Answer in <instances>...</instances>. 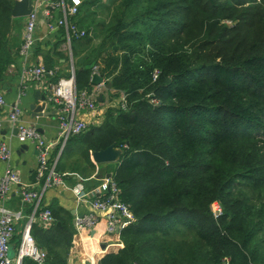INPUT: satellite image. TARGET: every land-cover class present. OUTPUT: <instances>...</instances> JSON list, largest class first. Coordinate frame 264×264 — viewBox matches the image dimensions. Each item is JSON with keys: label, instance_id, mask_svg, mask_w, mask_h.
<instances>
[{"label": "trees", "instance_id": "1", "mask_svg": "<svg viewBox=\"0 0 264 264\" xmlns=\"http://www.w3.org/2000/svg\"><path fill=\"white\" fill-rule=\"evenodd\" d=\"M100 1L83 0L76 17L88 32L72 40L76 85L90 90L99 64L112 84L101 102L113 90L112 101L126 94L129 105L108 108L102 125L69 140L89 159L113 143L122 149L112 176L137 219L98 264H264V0ZM14 4L0 0V78L13 61ZM100 4L113 7L108 18L92 10ZM92 31L100 43L81 56ZM56 37L58 48L64 31ZM120 49L130 52L110 57ZM51 210L56 222L32 233L44 264H69L74 225Z\"/></svg>", "mask_w": 264, "mask_h": 264}, {"label": "built area", "instance_id": "2", "mask_svg": "<svg viewBox=\"0 0 264 264\" xmlns=\"http://www.w3.org/2000/svg\"><path fill=\"white\" fill-rule=\"evenodd\" d=\"M16 1V0H15ZM21 1V0H18ZM32 12L26 17L23 41L19 49L21 69L24 79L33 80L44 84L46 87L47 103L54 104L58 118V132L55 139H46L37 126L26 124L22 120V110L15 105L5 116L0 118V132L6 124H11L17 129L18 137L22 141H32L36 144L39 165L37 169V183L44 180L43 191L51 187L69 188L64 176L58 170V162L67 141L76 135L88 131L89 124L80 118L84 111L97 109L98 97L106 89V81L94 85L90 90H78L74 69L69 78H60L55 83H47L46 78L54 77L56 69L47 66L43 62L29 60L39 40H44L51 35L58 34L62 30L68 44L73 39L83 38L87 30L81 28L76 21L80 13L83 0H32ZM91 34V33H89ZM100 65L93 66V75L101 74ZM159 71L154 72L156 80ZM152 104H158L159 100L152 95ZM119 105L127 109L129 102L126 94L120 98ZM0 105H6L5 97L0 93ZM58 152L54 157V151ZM0 159L6 163V169L0 179V264H22L26 257L32 258L38 264H44L46 251L38 247L32 233L35 223L41 227L50 228L56 219L48 207H42V191L35 189L34 184L24 183L12 163V150L10 145L3 141L0 144ZM13 186H20L19 194L25 204L33 207L31 215L23 231L17 256L11 257L13 239L18 223L24 219L22 210H13L7 207V196ZM78 205L88 206L87 213L76 216V235L80 238L84 234L95 232L99 224L105 222V233L108 236H116L117 242L111 239L104 241L106 248L115 245H124L121 239L122 231L136 221V216L130 205L124 202L120 195L117 182L107 177L97 190H87L83 184H77L72 188ZM103 197L98 192H105ZM214 211L221 213L219 203H214Z\"/></svg>", "mask_w": 264, "mask_h": 264}, {"label": "crops", "instance_id": "3", "mask_svg": "<svg viewBox=\"0 0 264 264\" xmlns=\"http://www.w3.org/2000/svg\"><path fill=\"white\" fill-rule=\"evenodd\" d=\"M25 21L26 18H20V21L14 27L10 37V48L13 54V61L3 71L0 78V93L4 95L6 100V105H0V118L5 116L15 105H18L22 110L21 117L24 123L37 126L46 139H55L58 132V118L55 105L47 104V107L43 112L44 114L40 113L37 116L33 115L30 108L33 104L40 105L42 103L39 97L46 94V86L44 84H40L32 78L24 79L23 77L21 60L18 53L23 41ZM58 34L51 35L44 40H39L32 52V55L29 57V60L31 61L38 63L43 62L47 66L56 69V73L53 78H46L45 81H47V83H55L60 78H69L72 75L73 69L76 74L75 63L73 62V53H71V55L67 54L68 43L66 38L58 48H55V45L52 44L56 43V36ZM61 53L64 55H61ZM50 58H53L55 61L52 66L46 63V60ZM39 91H41L42 94L39 93ZM113 92L114 91L112 90L110 93H105V102H100V104L98 103L95 111H84L80 113V118L88 122L89 127L90 124L96 125L104 119V107H118L117 102L114 100L112 101L110 98L111 93ZM100 95H102V92ZM3 141H6L11 147L12 163L16 171L21 176L22 182L32 183L34 184L35 189H40V191L43 192L42 207H48L50 209L54 208L57 214L65 218L70 217L69 219L72 220L75 234L73 236V245L69 251V264H98L101 257L105 253L117 251L124 246H110L109 248H106V250L102 248L104 241H110L111 239L112 242H117L118 240L116 236H108L104 234L106 227L104 221L99 224L95 232H88L84 234L82 238L75 236L76 225L74 224V220L76 219V216L87 213L90 208L88 206L77 204L72 188L77 184H83L87 190H97L107 177L111 176V178H113L112 170L116 168L113 163H95L92 158V151L89 159L85 156V154L81 155L79 153L80 151L77 149L78 147L84 149L81 144L69 140L66 145L68 146L71 144L69 146L71 154L66 152V154L63 155L60 172L68 183L69 188L51 187L43 191L45 181L42 180L36 184V174L39 165L36 144L29 140L22 141L18 137L16 128H12L11 124H6L4 129L0 132V144ZM5 169L6 163L0 159V179L3 176ZM19 188L20 186L12 187L10 194L7 196L6 204L10 209L22 210L25 215L24 219L17 225L15 239L17 236L22 237L28 217L33 211L32 205L25 204L22 201L19 194ZM100 194L104 197L106 195V191L101 193L98 192V195ZM34 226L40 227L38 223H35ZM15 239H13V246L11 250L14 259L17 256L21 241L20 238L18 244Z\"/></svg>", "mask_w": 264, "mask_h": 264}, {"label": "water", "instance_id": "4", "mask_svg": "<svg viewBox=\"0 0 264 264\" xmlns=\"http://www.w3.org/2000/svg\"><path fill=\"white\" fill-rule=\"evenodd\" d=\"M33 9V4L32 0H21L15 1L13 10H12V15L14 18H22V17H27ZM105 82V78L101 74H94L92 76V83L93 85H99ZM112 87L111 83L106 84V88L110 89ZM41 93V91H39ZM42 94V93H41ZM42 103L40 105H35L33 104L30 108L32 110V113L34 116L39 115L40 113L44 114V110L47 107V96L46 94H43L41 97H39ZM99 102L103 100V95H100L98 98ZM1 109V106H0ZM1 112V110H0ZM17 131V129H16ZM122 156V149L117 147L116 143L111 144L107 148L100 149V150H94L92 151V158L95 163L97 164H108V163H115L120 160ZM110 175V174H109ZM111 177V176H109ZM74 214V212H73ZM76 223V219L74 220V224ZM107 244L104 242L102 244V248L106 250ZM11 257L12 256V251H11Z\"/></svg>", "mask_w": 264, "mask_h": 264}, {"label": "rangeland", "instance_id": "5", "mask_svg": "<svg viewBox=\"0 0 264 264\" xmlns=\"http://www.w3.org/2000/svg\"><path fill=\"white\" fill-rule=\"evenodd\" d=\"M103 1V0H102ZM102 1H100V2H102ZM118 1L119 0H108V1H106V3L105 4H110V2H113V4H117L118 3ZM104 2H105V0H104ZM102 4H100V5H98L96 8H93L92 7V10H94V11H96V12H98V16H100L99 18H108L109 17V13H110V11H112V8L113 7H111V8H108V7H103V6H101ZM85 6H87V5H85ZM84 6V7H85ZM85 13H87V15L89 16V13H90V11H85ZM84 13V15H85V18H87L88 20H91L92 18L91 17H88V16H86V14ZM26 17H22V19H25ZM27 19V18H26ZM95 20H97V19H95ZM86 29V28H85ZM96 36H95V31L93 32H91V38H95ZM94 43V44H93ZM93 43H92V48L91 49H87V51L85 52V53H82L81 54V56H85L86 54H89V52L90 51H92L94 48L96 49L97 48V45L100 43V38L99 37H96L95 38V40L93 41ZM137 43H139L140 44V49L139 50H143L144 49V40L143 41H139V42H137ZM67 46H68V48H67V54L69 55H71V53H73V62L75 63V58H74V48H72V42H71V45L70 44H67ZM127 52H130L129 50H126V49H120V50H117V51H111V54H109L110 55V57H117V56H119L120 58H122L123 56H124V54H126ZM149 53V52H148ZM148 53H146V54H144V56L145 55H147ZM133 59H135V57L133 58ZM98 60L100 61V64H102L103 66H105V65H107V61H109L110 59H108L107 58V55L105 54L104 55V53L98 58ZM144 60H146V61H149V59H148V57L146 58V59H144ZM116 65L114 64V65H112L111 66V70L113 71V70H115L116 69ZM106 81V80H105ZM106 84L108 83L107 81L105 82ZM115 102H117V105L119 106V102H120V98L119 99H115L114 100ZM107 107H104V109H103V111H104V119L103 120H101V122L100 123H97L96 125L97 126H100V125H102L103 124V122L105 121V113H106V111H107ZM99 116V115H98ZM95 124V123H94ZM95 125V126H96ZM91 126H94L93 124H90V127H89V130H90V128H91ZM87 133V132H86ZM85 133V134H86ZM84 133H83V136L85 135ZM80 152V154L81 155H84V150L85 149H82V148H80V147H78L77 148ZM67 153H69V154H71V151H70V147L68 148V150H67ZM118 163H119V161L118 162H115V163H113L115 166H117L118 165ZM216 215V214H215ZM220 215V213H218L216 216H219Z\"/></svg>", "mask_w": 264, "mask_h": 264}]
</instances>
